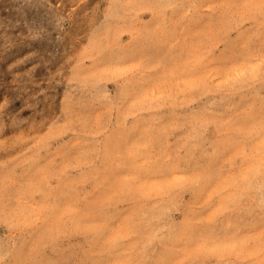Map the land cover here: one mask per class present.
I'll return each mask as SVG.
<instances>
[{"label": "rangeland", "instance_id": "1", "mask_svg": "<svg viewBox=\"0 0 264 264\" xmlns=\"http://www.w3.org/2000/svg\"><path fill=\"white\" fill-rule=\"evenodd\" d=\"M0 264H264V0H0Z\"/></svg>", "mask_w": 264, "mask_h": 264}]
</instances>
